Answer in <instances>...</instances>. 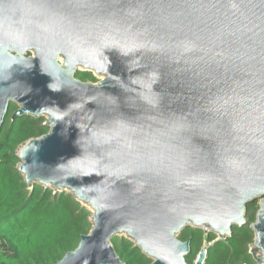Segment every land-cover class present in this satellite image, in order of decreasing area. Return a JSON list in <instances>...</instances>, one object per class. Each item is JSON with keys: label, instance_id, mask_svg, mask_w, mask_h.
Instances as JSON below:
<instances>
[{"label": "water", "instance_id": "obj_1", "mask_svg": "<svg viewBox=\"0 0 264 264\" xmlns=\"http://www.w3.org/2000/svg\"><path fill=\"white\" fill-rule=\"evenodd\" d=\"M11 103L48 117L18 152L27 184L92 209L56 264H125L120 234L189 264L179 233L231 237L258 199L264 264V0H0V133Z\"/></svg>", "mask_w": 264, "mask_h": 264}, {"label": "trees", "instance_id": "obj_2", "mask_svg": "<svg viewBox=\"0 0 264 264\" xmlns=\"http://www.w3.org/2000/svg\"><path fill=\"white\" fill-rule=\"evenodd\" d=\"M77 77L95 81L88 71H80ZM18 108L11 103L0 133V264H56L78 247L83 235L90 233L92 211L70 191L27 184L18 167V152L50 128L45 116L25 115L13 120ZM258 210L254 204L248 206L246 224L234 226L232 236L226 239L198 227L179 233L181 240H191L188 263L194 264L201 250L206 249L205 264H257L249 246L255 239L251 226ZM112 243L125 264L153 262L128 236H115Z\"/></svg>", "mask_w": 264, "mask_h": 264}, {"label": "rangeland", "instance_id": "obj_3", "mask_svg": "<svg viewBox=\"0 0 264 264\" xmlns=\"http://www.w3.org/2000/svg\"><path fill=\"white\" fill-rule=\"evenodd\" d=\"M30 56L31 55H33V53H30L29 54ZM96 76L97 78H96V80L95 81H91V79H89V81L88 82H91V83H98L101 79H103V75H101V76H98L95 72H93V76ZM46 117V119L48 118L47 116H45ZM260 202H261V199H258V201H256L255 203H253L254 205H256V206H258L259 207V205H260ZM84 205H86L91 211H92V209L90 208V206H88L86 203H84ZM258 209V208H257ZM246 219H247V214H246ZM247 221V220H246ZM255 223V222H254ZM215 233V232H214ZM126 236V234H120V236ZM250 253H251V255H252V257L255 259V261H256V259L258 258V257H260L261 256V250L259 249V248H257V246H256V240L254 239V241H253V243H251L250 244Z\"/></svg>", "mask_w": 264, "mask_h": 264}, {"label": "flooded vegetation", "instance_id": "obj_4", "mask_svg": "<svg viewBox=\"0 0 264 264\" xmlns=\"http://www.w3.org/2000/svg\"><path fill=\"white\" fill-rule=\"evenodd\" d=\"M81 71H85V70H81ZM88 72L93 73V71H88ZM78 73H79V72H78ZM78 73H77V74H78ZM77 74H76V76H77ZM98 76H99V75H98ZM77 78H78V77H77ZM94 78H95V80H96L97 77L94 75ZM79 79H80V78H79ZM88 81H89V80H86L85 82H88ZM91 81H93V80H91Z\"/></svg>", "mask_w": 264, "mask_h": 264}]
</instances>
